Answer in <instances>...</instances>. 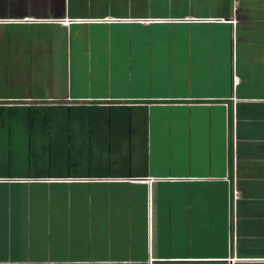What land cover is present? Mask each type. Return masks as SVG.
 <instances>
[{
    "label": "crops",
    "instance_id": "1",
    "mask_svg": "<svg viewBox=\"0 0 264 264\" xmlns=\"http://www.w3.org/2000/svg\"><path fill=\"white\" fill-rule=\"evenodd\" d=\"M0 264H264V0H0Z\"/></svg>",
    "mask_w": 264,
    "mask_h": 264
},
{
    "label": "rangeland",
    "instance_id": "2",
    "mask_svg": "<svg viewBox=\"0 0 264 264\" xmlns=\"http://www.w3.org/2000/svg\"><path fill=\"white\" fill-rule=\"evenodd\" d=\"M165 1L168 2V0H156L157 4H162V3H164Z\"/></svg>",
    "mask_w": 264,
    "mask_h": 264
}]
</instances>
